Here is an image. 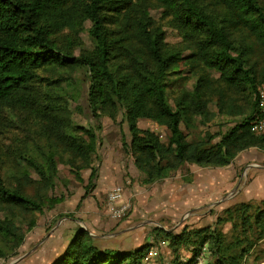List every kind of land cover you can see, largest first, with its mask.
I'll return each instance as SVG.
<instances>
[{"label": "trees", "instance_id": "trees-1", "mask_svg": "<svg viewBox=\"0 0 264 264\" xmlns=\"http://www.w3.org/2000/svg\"><path fill=\"white\" fill-rule=\"evenodd\" d=\"M154 10L180 42H166ZM86 24L91 50L83 48ZM84 67L90 112L115 121L123 110L131 134L129 142L122 137L123 147L148 184L188 163L223 167L247 149L264 153V135L253 131L264 81V0H0V134L23 126L27 135L0 146V260L17 254L38 225L36 212L62 202L49 194L58 157L66 155L78 170L91 168L87 186L95 179L97 130L74 123L71 101L60 93ZM184 70L196 78L193 89L170 96L169 76ZM212 100L220 113L240 119L215 142L212 136L189 141L182 126L195 124L197 116L211 120ZM142 118L166 128V142L140 128ZM225 222L230 235L218 228ZM157 230L175 252L192 250L188 264L200 254L207 264H243L264 240V198L232 204L214 226ZM149 247L101 248L80 227L51 264H143Z\"/></svg>", "mask_w": 264, "mask_h": 264}, {"label": "rangeland", "instance_id": "rangeland-1", "mask_svg": "<svg viewBox=\"0 0 264 264\" xmlns=\"http://www.w3.org/2000/svg\"><path fill=\"white\" fill-rule=\"evenodd\" d=\"M152 14L166 31V42L181 41L179 33L166 24L160 11L154 10ZM87 26L88 24L81 36L83 48L91 50L94 41ZM212 75L217 78L216 72H212ZM72 78V86L64 84L60 93L71 101L74 123L85 127L94 126L97 130L99 144L97 152L92 156V166L97 171L95 179L87 186L91 168L78 170L64 161L66 155L58 157L55 186L49 194L62 197V202L53 207H45L41 213L36 212L38 225L26 235L17 254L9 260L1 259L0 264H11L18 258L20 259L14 264H51L62 254L74 232L80 227L91 233L94 242L101 248L124 251L149 244L144 257L148 261L143 259V264H188L193 255L192 250L182 247L175 252L170 241L157 227L179 233L185 227L214 226L225 208L236 202L262 197L256 191L260 187L254 188L255 175L247 166L256 160H243L242 154L245 151L227 166L188 163L159 182L146 183L144 174L134 164L133 156L123 147L122 137L127 142L131 137L128 125L123 121V110L118 111L115 121L106 114L93 115L88 106V69L84 67L76 70L72 73ZM195 81L194 75L185 70L179 75L169 76V95L183 89L192 90ZM208 108L213 114L211 120L197 116L195 124L182 126L189 141L212 136L215 142L219 140V134L233 127L240 119L239 116L231 117L220 113L215 100L210 101ZM138 126L157 132L163 141L167 139V129L150 119H140ZM32 130L33 126H30V131ZM24 139L27 140V135L23 126L11 127L0 134V146L5 149V146L16 145L19 140ZM252 150L262 152L258 148ZM7 166L9 164L4 167ZM30 174L37 178L33 170H30ZM116 185L123 187L124 201L131 206L121 220L112 217L108 204V192ZM196 186L205 190L198 191ZM30 191L33 192L34 187ZM248 195L252 197H247ZM198 205L203 207L197 208ZM218 228L227 235L231 233L230 222L219 224ZM154 252L157 253L153 254ZM195 264H207L204 255L200 254ZM243 264H264V240L256 243Z\"/></svg>", "mask_w": 264, "mask_h": 264}, {"label": "built area", "instance_id": "built-area-1", "mask_svg": "<svg viewBox=\"0 0 264 264\" xmlns=\"http://www.w3.org/2000/svg\"><path fill=\"white\" fill-rule=\"evenodd\" d=\"M257 103H258L259 115L253 125V131L256 135L263 136L264 135V81L260 84L258 88ZM108 204L110 206L109 208L112 217L117 220L123 219L131 209V206L124 201L123 188L119 185L112 187L108 192ZM156 253L157 252H154L153 254ZM144 261L147 262L148 259L145 258Z\"/></svg>", "mask_w": 264, "mask_h": 264}, {"label": "crops", "instance_id": "crops-1", "mask_svg": "<svg viewBox=\"0 0 264 264\" xmlns=\"http://www.w3.org/2000/svg\"><path fill=\"white\" fill-rule=\"evenodd\" d=\"M254 148H250L248 151L245 150L244 154H242V157H243V160H246L245 158H247L248 160H251L253 159L255 162H252V163H249L247 164L248 167H250V171H253L250 172L252 174L255 175V179H254V182H253V185H254V188L256 189L257 186L260 187V189L256 190L257 193H258V196H262L261 198L258 197V198H251V199H248V200H244V201H252V200H257V199H262L264 198V153L263 152H258V151H254L252 150ZM240 154V153H239ZM238 154V156H239ZM237 156V157H238ZM236 157V158H237ZM260 161V162H258ZM255 171H259L258 173H256ZM205 190V188H198V186H196V190ZM199 191V190H198ZM250 195H255V194H250ZM247 197H252V196H247ZM197 208H202L203 205H198L196 206ZM203 227V226H201Z\"/></svg>", "mask_w": 264, "mask_h": 264}, {"label": "water", "instance_id": "water-1", "mask_svg": "<svg viewBox=\"0 0 264 264\" xmlns=\"http://www.w3.org/2000/svg\"><path fill=\"white\" fill-rule=\"evenodd\" d=\"M20 258H18L17 260H15L14 262H12L11 264H14L16 261H18Z\"/></svg>", "mask_w": 264, "mask_h": 264}, {"label": "bare ground", "instance_id": "bare-ground-1", "mask_svg": "<svg viewBox=\"0 0 264 264\" xmlns=\"http://www.w3.org/2000/svg\"><path fill=\"white\" fill-rule=\"evenodd\" d=\"M123 188V187H122Z\"/></svg>", "mask_w": 264, "mask_h": 264}]
</instances>
